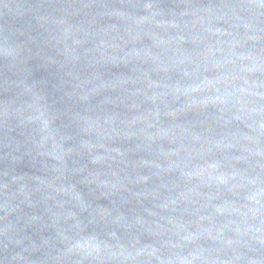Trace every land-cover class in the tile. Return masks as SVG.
Instances as JSON below:
<instances>
[{"label":"water","instance_id":"95a60500","mask_svg":"<svg viewBox=\"0 0 264 264\" xmlns=\"http://www.w3.org/2000/svg\"><path fill=\"white\" fill-rule=\"evenodd\" d=\"M0 264H264V0H0Z\"/></svg>","mask_w":264,"mask_h":264}]
</instances>
